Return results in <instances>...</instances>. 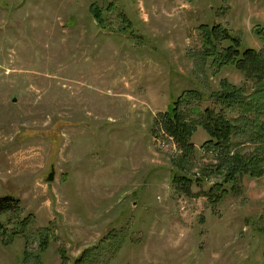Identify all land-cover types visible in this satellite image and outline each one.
Instances as JSON below:
<instances>
[{"label": "rangeland", "instance_id": "rangeland-1", "mask_svg": "<svg viewBox=\"0 0 264 264\" xmlns=\"http://www.w3.org/2000/svg\"><path fill=\"white\" fill-rule=\"evenodd\" d=\"M214 24L264 58V0H0V264H264V142L225 155L199 126L188 150L163 115L188 90L220 113L224 82L254 96L253 70L203 56Z\"/></svg>", "mask_w": 264, "mask_h": 264}, {"label": "trees", "instance_id": "trees-1", "mask_svg": "<svg viewBox=\"0 0 264 264\" xmlns=\"http://www.w3.org/2000/svg\"><path fill=\"white\" fill-rule=\"evenodd\" d=\"M201 27L206 33L203 56L213 59L214 64L219 68L237 66L240 69L249 67V70H253L254 72L249 77L254 80L256 85L253 90L254 96H250L251 99L249 100V96L245 94V89L224 82V85L228 86L227 90L216 96L218 101L216 107L223 106L220 108V113H215L213 112L215 108L205 107L201 110L197 106L200 103L196 105L197 101L192 100L199 95V92L188 90L181 96V99L171 101L167 111L163 114L171 133L178 135V139L183 141L188 150H191L195 147L191 140L192 134L200 126L208 136V139L202 144V148L220 149L225 155L230 152V148L234 145L233 137L238 136V133L264 142V120L257 122L258 120H255L253 116L260 117L259 111L263 109L259 102L264 97V58L258 55L255 50L243 47L236 38L221 29L220 25H202ZM258 33H264V26L260 28ZM187 100L188 104L191 105L190 111L197 112L199 116L198 119L191 118L192 120L189 122L180 117L183 101ZM233 109L239 114L237 120L231 119L229 123L225 122L224 112L228 113L229 110L232 111ZM251 164L252 166L247 170L248 173L253 176L264 175V154L260 153L253 157ZM176 177L175 179L183 182L190 180L189 177L185 176ZM194 181L200 183L202 179L192 180V182ZM16 200L11 196L0 198V244L7 243V238L17 235L14 230L8 232L2 223V219L13 209V203ZM26 220L22 222V225L25 224Z\"/></svg>", "mask_w": 264, "mask_h": 264}]
</instances>
